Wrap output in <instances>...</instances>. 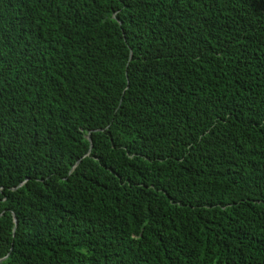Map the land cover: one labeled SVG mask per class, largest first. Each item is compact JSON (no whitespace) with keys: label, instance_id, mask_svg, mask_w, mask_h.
I'll use <instances>...</instances> for the list:
<instances>
[{"label":"trees","instance_id":"obj_1","mask_svg":"<svg viewBox=\"0 0 264 264\" xmlns=\"http://www.w3.org/2000/svg\"><path fill=\"white\" fill-rule=\"evenodd\" d=\"M0 259L264 264V0H0Z\"/></svg>","mask_w":264,"mask_h":264},{"label":"water","instance_id":"obj_2","mask_svg":"<svg viewBox=\"0 0 264 264\" xmlns=\"http://www.w3.org/2000/svg\"><path fill=\"white\" fill-rule=\"evenodd\" d=\"M89 135H87V139L89 140ZM13 220H14V222H15V224H16V218H15V216L13 215ZM2 259H0V261H1Z\"/></svg>","mask_w":264,"mask_h":264}]
</instances>
